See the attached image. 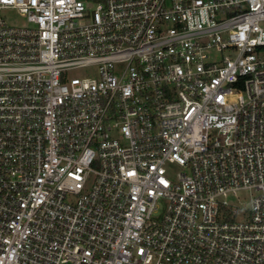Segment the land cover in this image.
I'll return each instance as SVG.
<instances>
[{
    "label": "built area",
    "instance_id": "1",
    "mask_svg": "<svg viewBox=\"0 0 264 264\" xmlns=\"http://www.w3.org/2000/svg\"><path fill=\"white\" fill-rule=\"evenodd\" d=\"M0 264H264V0H0Z\"/></svg>",
    "mask_w": 264,
    "mask_h": 264
},
{
    "label": "rangeland",
    "instance_id": "2",
    "mask_svg": "<svg viewBox=\"0 0 264 264\" xmlns=\"http://www.w3.org/2000/svg\"><path fill=\"white\" fill-rule=\"evenodd\" d=\"M5 18H6V21L10 24H16V25H24L25 21L20 18L15 12L13 11H8L5 13ZM81 74L79 73H71L70 77H78L80 76ZM230 203H232L233 205H246V207H249L250 205V193L248 192H238L236 194V196L233 197V195L231 196L230 200H229Z\"/></svg>",
    "mask_w": 264,
    "mask_h": 264
}]
</instances>
